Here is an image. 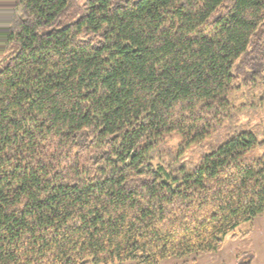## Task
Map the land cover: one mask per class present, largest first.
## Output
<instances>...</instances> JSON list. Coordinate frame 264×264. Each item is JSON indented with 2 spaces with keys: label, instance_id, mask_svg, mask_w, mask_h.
Returning <instances> with one entry per match:
<instances>
[{
  "label": "trees",
  "instance_id": "obj_1",
  "mask_svg": "<svg viewBox=\"0 0 264 264\" xmlns=\"http://www.w3.org/2000/svg\"><path fill=\"white\" fill-rule=\"evenodd\" d=\"M2 60L0 264H160L264 212V0H0Z\"/></svg>",
  "mask_w": 264,
  "mask_h": 264
},
{
  "label": "rangeland",
  "instance_id": "obj_2",
  "mask_svg": "<svg viewBox=\"0 0 264 264\" xmlns=\"http://www.w3.org/2000/svg\"><path fill=\"white\" fill-rule=\"evenodd\" d=\"M80 14L81 8L71 19H76ZM3 64L4 60L0 62V66ZM251 93L244 87L232 93L231 98L239 106L249 102L248 94ZM178 140L175 138L173 145H176ZM160 264H264V212L227 234L219 251L193 254L184 258L169 257Z\"/></svg>",
  "mask_w": 264,
  "mask_h": 264
}]
</instances>
